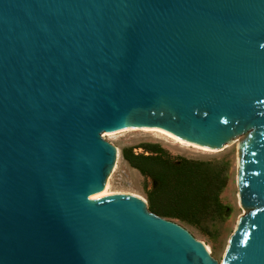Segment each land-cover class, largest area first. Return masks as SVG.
Instances as JSON below:
<instances>
[{"label": "water", "instance_id": "water-1", "mask_svg": "<svg viewBox=\"0 0 264 264\" xmlns=\"http://www.w3.org/2000/svg\"><path fill=\"white\" fill-rule=\"evenodd\" d=\"M128 128L238 139L220 263L143 198L93 193L101 134ZM0 264H264V0H0Z\"/></svg>", "mask_w": 264, "mask_h": 264}, {"label": "rangeland", "instance_id": "rangeland-1", "mask_svg": "<svg viewBox=\"0 0 264 264\" xmlns=\"http://www.w3.org/2000/svg\"><path fill=\"white\" fill-rule=\"evenodd\" d=\"M105 134L103 132L102 137L117 148L114 167L108 176L109 192L143 198L150 211L176 222L205 243L212 257L220 263L238 217L243 213L236 182L238 139L216 150L175 140L153 128ZM153 147L160 148L162 155L145 158L155 155L150 152ZM124 153L137 156V162L146 167L150 175L132 166ZM164 160L182 167L173 169ZM217 184L219 205L208 200Z\"/></svg>", "mask_w": 264, "mask_h": 264}, {"label": "trees", "instance_id": "trees-1", "mask_svg": "<svg viewBox=\"0 0 264 264\" xmlns=\"http://www.w3.org/2000/svg\"><path fill=\"white\" fill-rule=\"evenodd\" d=\"M150 152L151 153H154L155 155H150V156H145V158H148V159H152V158H156L157 156H161L162 155V152H161V149L160 148H151L150 149ZM124 156L125 158L129 161V163L138 168L140 171H142L143 173L147 174V175H150V172L149 170L146 169V167H144L143 165L139 164L137 162V156H134V154H130L128 155L127 153H124ZM142 157V156H140ZM166 164H168L169 167L173 168V169H179L182 167V165H179L178 163H174V162H170V161H167V160H164ZM152 174V173H151ZM217 177V176H216ZM155 179V178H154ZM219 184L216 185V190L213 191V195L211 196V198H208V200L211 201V203L215 204V205H219V201H218V196H217V190L219 189ZM153 210L157 213H161L160 210L158 208H153Z\"/></svg>", "mask_w": 264, "mask_h": 264}, {"label": "bare ground", "instance_id": "bare-ground-1", "mask_svg": "<svg viewBox=\"0 0 264 264\" xmlns=\"http://www.w3.org/2000/svg\"><path fill=\"white\" fill-rule=\"evenodd\" d=\"M129 129H131V128H128V129H126V130H129ZM125 129L123 130V131H126ZM146 130V129H145ZM121 131V130H120ZM120 131H118V132H120ZM156 131H158V132H161V133H166V135H168L169 137H171V138H173V139H175V140H178V139H180V138H178V137H176V136H174V135H172V134H170V133H168V132H164V131H160V130H156ZM117 132V131H116ZM113 133V132H112ZM108 133H106L105 134V136L107 135ZM181 140H183V139H181ZM185 141V140H184ZM187 142V141H186ZM109 192V182H108V180L106 181V183L102 186V187H100V188H98V189H96V190H94L93 191V193H108ZM204 245L207 247V248H209L205 243H204Z\"/></svg>", "mask_w": 264, "mask_h": 264}]
</instances>
